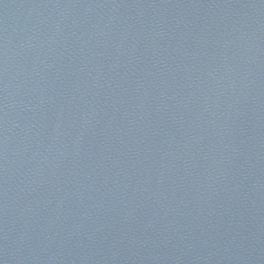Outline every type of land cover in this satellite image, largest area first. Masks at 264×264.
I'll return each mask as SVG.
<instances>
[{"label":"water","instance_id":"95a60500","mask_svg":"<svg viewBox=\"0 0 264 264\" xmlns=\"http://www.w3.org/2000/svg\"><path fill=\"white\" fill-rule=\"evenodd\" d=\"M0 264H264V0H0Z\"/></svg>","mask_w":264,"mask_h":264}]
</instances>
